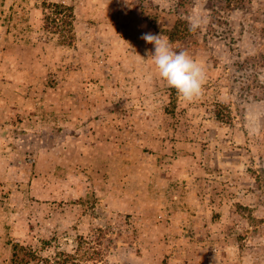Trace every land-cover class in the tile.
I'll return each mask as SVG.
<instances>
[{
    "label": "rangeland",
    "instance_id": "374dc122",
    "mask_svg": "<svg viewBox=\"0 0 264 264\" xmlns=\"http://www.w3.org/2000/svg\"><path fill=\"white\" fill-rule=\"evenodd\" d=\"M0 264H264V0H0Z\"/></svg>",
    "mask_w": 264,
    "mask_h": 264
},
{
    "label": "clouds",
    "instance_id": "9594fccd",
    "mask_svg": "<svg viewBox=\"0 0 264 264\" xmlns=\"http://www.w3.org/2000/svg\"><path fill=\"white\" fill-rule=\"evenodd\" d=\"M141 38L154 45V53H149V56L159 77L174 88L185 102L200 100L204 95L207 79L204 66L188 52L174 50L162 36L145 33Z\"/></svg>",
    "mask_w": 264,
    "mask_h": 264
},
{
    "label": "trees",
    "instance_id": "16d2710c",
    "mask_svg": "<svg viewBox=\"0 0 264 264\" xmlns=\"http://www.w3.org/2000/svg\"><path fill=\"white\" fill-rule=\"evenodd\" d=\"M42 17L41 20L44 21V19H47L48 21L51 19L52 22H57V19H54L50 13L46 12V9L41 10ZM30 253V252H29ZM29 253L23 254V257L21 258L22 262H29L31 260V255ZM18 254L15 252L14 257H16ZM16 260V258L14 259Z\"/></svg>",
    "mask_w": 264,
    "mask_h": 264
}]
</instances>
